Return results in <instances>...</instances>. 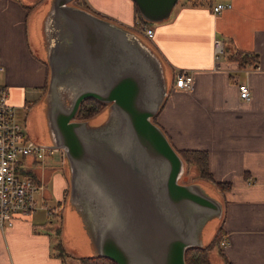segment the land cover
Here are the masks:
<instances>
[{
    "label": "crops",
    "instance_id": "0c3cea01",
    "mask_svg": "<svg viewBox=\"0 0 264 264\" xmlns=\"http://www.w3.org/2000/svg\"><path fill=\"white\" fill-rule=\"evenodd\" d=\"M59 3L102 21L94 25L99 34L87 50L90 60L100 64H92L88 74L62 75L60 97L68 98L64 85L70 82L76 84L75 92H109L111 73L123 74L128 42L135 45L136 55L145 52L153 58L159 85L167 93L157 124L175 149L206 150L214 181L229 185L221 194L226 245L219 264H264V0H180L169 19L150 23L152 38L136 30L133 0H0V88H8L17 112L27 111L26 123L32 116V126L46 122L50 63L66 67L64 48L58 46L57 29L51 24L58 18ZM218 3L232 7L215 14ZM217 38L225 47L219 59ZM235 51L258 55L257 64L241 67L230 59ZM179 71L193 73L192 91L174 87ZM239 84L248 85L249 101L240 98ZM37 128L39 141L51 144L46 128ZM46 169L38 174L51 180ZM65 185L60 176L56 202L63 201ZM70 208L63 204L57 229L44 208L16 218L12 227L0 231V264H80V257L94 255L84 221ZM59 242L63 253L56 249Z\"/></svg>",
    "mask_w": 264,
    "mask_h": 264
},
{
    "label": "water",
    "instance_id": "95a60500",
    "mask_svg": "<svg viewBox=\"0 0 264 264\" xmlns=\"http://www.w3.org/2000/svg\"><path fill=\"white\" fill-rule=\"evenodd\" d=\"M133 1L146 21L159 23L169 19L179 0ZM56 10L51 24L66 67L50 63L46 122L52 126L51 146L63 151L69 166L71 200L82 210L69 204L84 221L94 255L117 264H186V250L202 246L200 218L221 216L222 204L199 185L180 182L185 162L153 120L167 94L156 61L145 52L136 55L128 42L123 77L111 73L109 92H75L76 84L66 83L68 98H61L62 75L88 74L92 64H100L87 50L99 34L94 25L102 21L63 3ZM88 98L110 104L99 126L71 121Z\"/></svg>",
    "mask_w": 264,
    "mask_h": 264
},
{
    "label": "built area",
    "instance_id": "2783aa9c",
    "mask_svg": "<svg viewBox=\"0 0 264 264\" xmlns=\"http://www.w3.org/2000/svg\"><path fill=\"white\" fill-rule=\"evenodd\" d=\"M230 3H218L213 7L215 14L231 8ZM136 30L147 38H152L154 30L150 23L140 19ZM215 57L219 59L225 52L224 42L214 40ZM4 67L0 64V73ZM194 75L188 71H179L174 75V87L184 91L194 89ZM239 95L244 101L251 99V92L246 84H239ZM43 143V142H42ZM34 141L29 137L25 126L17 118L16 108L9 102L7 87L0 88V231L13 226L19 216L35 213L44 208L48 215L54 213V208L46 205V182L39 170H44L49 164L48 159L61 149L49 143ZM64 162V154H63ZM222 247L226 245L223 239Z\"/></svg>",
    "mask_w": 264,
    "mask_h": 264
},
{
    "label": "rangeland",
    "instance_id": "374dc122",
    "mask_svg": "<svg viewBox=\"0 0 264 264\" xmlns=\"http://www.w3.org/2000/svg\"><path fill=\"white\" fill-rule=\"evenodd\" d=\"M180 1V0H179ZM155 24V23H154ZM50 81V79H49ZM86 111L82 112L80 114V119H84L85 121H89L91 126H99L102 123H104L109 115L110 112V105L106 106V105H100V104H95L93 101L92 102H87L86 103ZM93 107H95L96 109H93ZM35 112L38 111L37 108H33ZM87 110L90 111L89 113H87ZM25 112L27 113V111L25 109H21L17 112V118L20 122L23 123V125L25 126V130L28 131L29 137L37 142L42 143L40 140V134L38 131L39 126H44V129L46 128V130L44 131V134L47 135V132L49 131V128L47 127L48 123H46V127H45V123L43 122H39L37 124V122L35 121L34 125L32 126L31 122H32V116L27 117V123H26V115ZM94 112V113H92ZM84 113V115H83ZM98 113V115H97ZM92 114V115H91ZM96 114V116H94ZM85 116H87V118L91 117L90 119L85 118ZM154 120V119H153ZM157 120V118H156ZM47 121V120H46ZM27 124V125H26ZM43 144V143H42ZM45 145V144H43ZM56 162H61V164L59 166L54 165V166H50V169H46V171L49 172V175H51V180L48 178H45V182L49 183L48 184V189L45 192V204L46 205H56V207L54 208V213H52V217L54 218V224H55V229H57L58 225H61V214L62 213V209H63V204H65V207H70L69 203L74 202V206L80 210H82L81 206L77 203V201H73L71 200V181H70V176H69V166L63 162V151L60 150V152L56 153L53 158L48 159V163H56ZM61 166V167H60ZM56 168V169H55ZM55 172V173H54ZM51 173V174H50ZM54 174V175H53ZM60 176L65 178L66 181V187H65V191L63 194V201H58L56 202V191H59V187H58V182H59V178ZM45 177V174H44ZM181 183L183 184H190V185H199L201 188L204 189L205 193L207 195H209L211 198L218 200L221 204H222V199H221V190H219V188L216 186V184L213 181L210 180H206L203 177L200 176L199 170L198 168H196L193 165L188 166L186 163L184 165V173L183 176L181 177L180 180ZM62 187V186H61ZM48 191H50L52 193V196L50 194H48ZM72 208V207H71ZM70 208V209H71ZM55 214L57 215V217H54ZM212 215V214H211ZM210 216V215H209ZM202 217L200 218V221L197 225V227H199L201 225V223H203V228L201 230V234H202V245H207L210 244L215 236V234L217 233V231L219 230V228L221 227L222 223H223V215L221 216H214V217ZM198 229V228H197ZM199 235V233H198ZM216 251V252H215ZM210 258L212 263L211 264H219V261H223L222 256L217 253V250H212L210 252ZM222 264V263H221Z\"/></svg>",
    "mask_w": 264,
    "mask_h": 264
},
{
    "label": "trees",
    "instance_id": "16d2710c",
    "mask_svg": "<svg viewBox=\"0 0 264 264\" xmlns=\"http://www.w3.org/2000/svg\"><path fill=\"white\" fill-rule=\"evenodd\" d=\"M134 8H135L136 16L141 21L149 23L141 16L139 9L135 3H134ZM230 59L237 61L241 67H248V66L257 64L258 55L251 54L248 52L235 51L234 53L230 54ZM48 85H49V82L46 85V90L48 89ZM89 101L90 102L93 101L95 104H100L101 106L105 105L101 103L100 101H98L97 99L89 98V99H86V102H84L81 105V109H80L81 113L86 111V108H87L86 103ZM163 106L164 104L162 105L161 109L163 108ZM93 109H96V108L93 107ZM89 112L90 111L87 110V113ZM94 116H96V114ZM156 117L157 116L154 117V122L157 124ZM85 118H87V116H85ZM90 118L91 117L87 119H90ZM176 151L180 154V156L182 157V159L188 166L193 165L196 168H198L200 176L206 180L213 181L216 184V186L219 188V190H221V192H225L229 188V185L227 183H221V182L214 181L213 175L209 167V155L206 150H199V149H180L178 150L176 149ZM223 235H224L223 229L222 227H220L210 244L188 248L185 253L186 264H211L212 261L210 258V252L212 250H217V252L220 255H223V250H222V245H221L223 241ZM56 249L59 251V253H63L65 251L63 249L61 242H59L56 245ZM79 262L80 264H117L112 259L108 257H104V256H99V255L82 256L79 258ZM226 264H231V263H229L226 260Z\"/></svg>",
    "mask_w": 264,
    "mask_h": 264
},
{
    "label": "flooded vegetation",
    "instance_id": "af4514ba",
    "mask_svg": "<svg viewBox=\"0 0 264 264\" xmlns=\"http://www.w3.org/2000/svg\"><path fill=\"white\" fill-rule=\"evenodd\" d=\"M68 79H70V78H68ZM71 83V82H70ZM89 99V98H88ZM99 101V100H98ZM68 102H70L69 100H68ZM84 102H86V100H84V101H82V103H81V105L84 103ZM101 102V101H100ZM101 103H103V102H101ZM104 104V103H103ZM81 105H80V107H79V110H78V112H77V114H76V116H75V118L74 119H72L71 121H85L84 119H80L79 117H80V114H81V112H80V109H81ZM106 105V104H105ZM110 104H108V106H109ZM47 127H48V125H47ZM49 128V127H48ZM52 126L50 125V128H49V131L47 132V137H48V139H50L51 140V142L53 141V139H54V137H53V133H52ZM181 180V179H180Z\"/></svg>",
    "mask_w": 264,
    "mask_h": 264
}]
</instances>
